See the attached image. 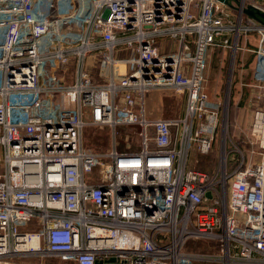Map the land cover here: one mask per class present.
I'll use <instances>...</instances> for the list:
<instances>
[{
  "label": "built area",
  "instance_id": "1",
  "mask_svg": "<svg viewBox=\"0 0 264 264\" xmlns=\"http://www.w3.org/2000/svg\"><path fill=\"white\" fill-rule=\"evenodd\" d=\"M250 5L0 0V264H264V80L235 139L205 73L228 53L230 94L237 53L264 60ZM158 90L184 114L149 118ZM88 127L112 147L88 151Z\"/></svg>",
  "mask_w": 264,
  "mask_h": 264
},
{
  "label": "rangeland",
  "instance_id": "2",
  "mask_svg": "<svg viewBox=\"0 0 264 264\" xmlns=\"http://www.w3.org/2000/svg\"><path fill=\"white\" fill-rule=\"evenodd\" d=\"M255 45L256 43L253 42ZM240 46L246 50H250L251 47L242 42ZM228 53H223L221 51L211 52L208 57V64L206 66V75L211 78L209 82V94L215 99H226L227 101L231 99L230 105H228V129L230 135L235 139L242 138L243 132L246 131L249 121L251 119V111L246 106H242L239 101V95L234 93V87L237 85L240 89V83H249L252 79H263L264 80V60L259 61L254 56V54L249 51H239L237 53V63L235 65V71L233 73L231 82L232 89L231 93L227 92L226 81L229 79V64L227 59ZM222 59L225 61V66H221ZM244 67V69H243ZM240 68V69H239ZM239 71V72H238ZM231 77V74H230ZM218 80H220L218 84ZM224 81V82H223ZM214 82H217L214 84ZM217 94V95H216ZM228 101V102H229ZM146 114L149 118H169L171 116L177 117L182 116L184 113L185 102L181 100L176 94L169 92L164 93L162 91H154L146 99ZM223 114V111H222ZM125 130L120 129L118 134L119 141H124ZM85 147L88 151L93 152H103L107 148L112 147V140L109 136L108 131L98 130L95 128L88 127L85 131ZM198 169L202 171H210L211 173H216L218 167L216 164V155L208 154L198 157V164L196 165Z\"/></svg>",
  "mask_w": 264,
  "mask_h": 264
},
{
  "label": "water",
  "instance_id": "3",
  "mask_svg": "<svg viewBox=\"0 0 264 264\" xmlns=\"http://www.w3.org/2000/svg\"><path fill=\"white\" fill-rule=\"evenodd\" d=\"M231 8H236V5H240V0H219ZM235 3V4H234ZM245 16L256 20L264 25V12L254 7L253 5L247 6L243 9ZM210 196V194L208 195Z\"/></svg>",
  "mask_w": 264,
  "mask_h": 264
},
{
  "label": "crops",
  "instance_id": "4",
  "mask_svg": "<svg viewBox=\"0 0 264 264\" xmlns=\"http://www.w3.org/2000/svg\"><path fill=\"white\" fill-rule=\"evenodd\" d=\"M243 43H247L246 42V40H244V41H242ZM255 42V41H254ZM256 43V42H255ZM257 44V43H256ZM256 44L254 45L253 44V42H252V45H254V47L256 46ZM255 56V55H254ZM256 57V56H255ZM257 58V57H256ZM258 60V59H257ZM228 62H229V60H228ZM237 63V62H236ZM222 67L223 66H225V63L222 61V63L220 64ZM236 65V64H235ZM230 69V68H229ZM240 69V68H239ZM243 69H244V67H243ZM230 71V70H229ZM229 71H227V72H229ZM234 71H235V69H234ZM239 72V71H238ZM234 73V72H233ZM208 78H209V82H211V78H213V77H209L208 76ZM253 80V79H252ZM252 80L249 82V83H251L252 82ZM213 81V80H212ZM218 82V84H219V82H220V80H218L217 81ZM217 82H214V84L215 83H217ZM224 82V81H223ZM249 83H240L241 85H240V89L238 90V95H239V101L241 102V106L240 107H242V106H246L247 108H249V110L251 111V108L249 107V104H248V97H249V90L245 87V86H243V85H246V84H249ZM208 90H209V86H208ZM217 95V94H216ZM184 109H185V107H184ZM184 114V113H183ZM165 118V117H164Z\"/></svg>",
  "mask_w": 264,
  "mask_h": 264
},
{
  "label": "trees",
  "instance_id": "5",
  "mask_svg": "<svg viewBox=\"0 0 264 264\" xmlns=\"http://www.w3.org/2000/svg\"><path fill=\"white\" fill-rule=\"evenodd\" d=\"M234 88H235V89H234V93L237 94L236 92H238V90H239L238 88H239V87L236 85ZM230 101H231V99H230Z\"/></svg>",
  "mask_w": 264,
  "mask_h": 264
}]
</instances>
